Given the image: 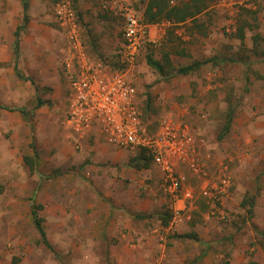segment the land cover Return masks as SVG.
<instances>
[{
    "label": "rangeland",
    "instance_id": "374dc122",
    "mask_svg": "<svg viewBox=\"0 0 264 264\" xmlns=\"http://www.w3.org/2000/svg\"><path fill=\"white\" fill-rule=\"evenodd\" d=\"M1 1L5 7L9 6L5 9L0 4L3 82L13 81L14 74L6 69L11 71L10 45L16 27L21 26L26 29L20 34V40L32 35L31 27L43 24L61 35L59 42L53 38L52 43L48 35L43 36L45 44L34 41L31 45L44 49L39 55L49 58L44 60L46 67L56 64L58 52L64 49L58 65L67 74L63 66L67 44L55 18L59 0H29L25 25L20 0ZM67 1L74 7L87 58L116 70L115 52L121 42V23L99 7V0ZM128 1L129 5L126 4L140 14L148 0ZM178 1L171 0L170 4ZM82 2L93 3L83 9ZM198 23L202 25L200 30L189 21L174 26L164 23L157 30V45L143 48L134 69L127 72L137 90L141 126L146 133H154L159 122L168 117L185 126L197 149L200 148L203 162L200 160L199 164L206 178L184 164L177 166L185 178L183 187L192 192V199L183 202L181 221L169 229L175 204L163 193L160 183H149L148 178L143 179V173L139 176L130 166H123L130 170L126 188L135 191L137 198L122 194L117 181L125 179H114L109 173L106 174L111 181L110 190H101L103 186L94 190L91 173L72 169L66 163L63 172L53 176L54 173L29 172L14 162H21L27 144L33 143L34 150L40 148L33 133L44 149L35 152L48 164L67 162L71 152L84 150L81 149L84 139L69 137L65 129L66 106L62 108L55 103L34 109L40 100L47 102L51 98L47 93L50 90L39 86L36 92L39 79L25 72L21 66L24 59H19V71L30 81L17 79L16 87L21 88L10 91V87H0L6 91H0V106L8 104L0 108V253H3L0 256L8 260L6 254L15 250L18 256L10 264H264V239L255 230L264 233V0H214L207 12L198 16ZM240 27L244 30L243 41L237 38ZM98 35L100 40L95 39ZM23 42H20L21 49ZM20 52L22 55L23 51ZM162 52L169 53V72L213 57L220 62L205 64L186 76L165 79L145 63V54L151 53L154 59L161 60ZM60 90L67 92L65 86ZM29 94L30 101L25 106L28 119L16 123L14 114L18 112L11 110L19 108V98ZM229 105L234 107V114L228 133L219 139ZM137 155L138 151H134L128 157ZM152 165L149 161L150 172ZM224 173L229 180L227 193L211 204L202 192L213 193L211 186ZM139 181L144 183L143 187H139ZM91 194L95 196L93 200ZM139 194H150L152 199L149 195L145 197L154 204L151 212L143 213V217H149L146 221L131 218L142 215L134 209L140 204L133 200H139ZM32 205L39 210L50 249L40 243L31 220ZM166 214L169 221L163 226L161 218ZM186 235H195L197 239ZM146 239L151 241V253L147 248L140 250L139 245ZM161 255L165 258L159 260Z\"/></svg>",
    "mask_w": 264,
    "mask_h": 264
},
{
    "label": "built area",
    "instance_id": "2783aa9c",
    "mask_svg": "<svg viewBox=\"0 0 264 264\" xmlns=\"http://www.w3.org/2000/svg\"><path fill=\"white\" fill-rule=\"evenodd\" d=\"M99 7L121 20L122 36L117 61L122 72L90 61L81 43L77 16L70 2L62 0L55 7L56 22L63 30L67 44L63 59L70 96L66 122L79 141L95 129L109 145L118 149L144 151L151 158L161 172L163 193L175 204L169 223L171 229L181 221L183 202L192 199L191 190L183 187L185 178L179 174L177 166L184 164L193 173L206 178L199 164L203 159L201 151L197 149L188 129L168 117L159 122L152 134L142 128L136 102L137 90L127 72L134 69L139 50L145 44L156 45L157 40L150 36L148 24L136 15L125 0H101ZM227 178L225 173L218 177L217 183L211 186L213 193L202 192L211 204L227 193Z\"/></svg>",
    "mask_w": 264,
    "mask_h": 264
},
{
    "label": "crops",
    "instance_id": "0c3cea01",
    "mask_svg": "<svg viewBox=\"0 0 264 264\" xmlns=\"http://www.w3.org/2000/svg\"><path fill=\"white\" fill-rule=\"evenodd\" d=\"M125 2L129 5L128 0H125ZM92 3L82 2L83 9H86L87 7L89 8ZM99 3H100V0H99ZM0 4H1V7L5 8V9L9 7V6L5 7L4 2H2V1L0 2ZM28 5H29V2H28ZM136 12L135 13L138 15V17H140L143 21L144 20L143 13L139 14L138 11H136ZM108 13H109V15L110 14L113 15L114 18L116 17V19H118V21L121 23V20L117 16L112 14V12H108ZM41 20L44 21L43 18ZM34 21H36V20H34ZM22 22H23V18H22ZM164 23H166V22L163 21L160 23H153V24L147 23L148 24V32H149L150 36L154 37V39H156L157 42H158L159 38L157 39L156 36L159 35L158 31L160 30L161 27H163ZM25 29H26V27H25ZM25 29H24V27H23V29H19L18 36H15V32H17V30H18V27H16V30L14 32V40L11 42V45H10L11 49H12L13 60H11L12 62L10 63L11 71L8 67L6 70H7V72L9 71V72H12L14 74L12 77L13 81H11L9 84H5V82H3V80L1 79L3 77V74H2L3 72L0 71V87H10V89H9V91H10V90H13L15 88H21V87H16L17 86V83H16L17 79L24 80V81H30V79L27 78V76H23L19 71L20 66H18V61H19V59L21 61L24 59L23 64L21 63V66L24 67V71L31 73V75H33L34 77H37L39 79V82H38L39 85L36 84V86H35L36 92L39 91L38 90L39 86H42L44 88L47 87L48 88L47 90H50V91H47L48 95H50V97H51L48 99L49 101L47 100V102H42V103H44L43 105H41L40 107L35 106L34 109H38V108H41L43 106H48L50 104L56 105L55 103H58L60 105V107H62V108H64L66 106V112L64 115V118H65L64 125H65V129L69 132L68 133L69 137L73 136L72 138L74 139V135L72 134V131L70 130V128L66 122V114L68 112V107L70 104L69 78H68V74H65L63 72V70L61 71L59 69V65H58V62L62 59V56H63L62 54H64L65 51H64V49L63 50L61 49L60 52H58V53H60L58 60H56V58H55L56 54H55L54 58H55L56 64L51 65V64H53V63H51L48 67H46V66H44V64H45L44 60H49V58L46 59L44 54L39 55V53H41V51H43L44 49H42L40 47H34L33 45H31V43H33L34 41L41 43V44H45L43 36L47 37L48 35H50V40L52 41V43H54L53 38L54 39L57 38L56 42H59V40L62 37L55 29L48 28V27H46V25L43 24L40 26L31 27V30H29V33L31 32L32 35L28 34L23 40H20V34L22 32H24ZM165 33H166V30H165V32L162 31V34H165ZM99 36L100 35L96 36L95 39L100 40ZM15 37H16V39H15ZM120 40H121V38H120ZM22 41H25V42H23L24 46L21 49L20 48V42H22ZM25 44H27L28 46L26 47ZM156 45H154V46H156ZM24 49H25V51H24ZM20 51H23L22 55H21ZM48 52L50 53V51H48ZM65 72H66V70H65ZM27 83H29V82H27ZM63 86H65L67 89L66 94L60 90L61 88H63ZM0 91H4L6 93V91L2 90V89ZM18 94H19V91H18ZM37 98L38 97H36V99ZM6 99L7 98H5V101H6ZM34 99H35V97H34ZM0 100H1V98H0ZM29 101H30V94H29V96H22L18 100V102H19L18 105L20 107L16 108V109L12 108V110H11L12 112H18V113L14 114V116L17 120L16 123H20V122L22 123L24 118L26 120L28 119L29 113L25 112V106L29 103ZM35 102H36V100H35ZM4 105H5V107L8 106V104L6 102ZM4 105H1L0 108L4 109ZM19 112L21 113L23 118L21 117ZM34 134L35 133L32 134L34 137V141H36V140L39 141L40 148L38 150H44L42 148L41 143H40V139H38L39 137L34 135ZM39 135H43V134H39ZM36 137H37V139H36ZM84 140L81 142V146H82L81 149L83 148L84 150L82 149L83 151H80V152H71L69 154L70 156L66 160L67 162H52V164H48L46 159L42 158V156L39 157L40 153L38 154V152H35L38 150L37 149L34 150L33 143L27 144V149L23 151L25 153L22 155V157L20 159L21 162H19V160H13V161L17 162L18 165L25 166L29 172H36V174H39V175L41 172H43L44 174L54 173L53 176L56 175V173L59 174V172H63L62 167L66 163V165H68V167H71L72 169L77 168V170H84V171H86V173H91L92 174L91 175V181H93V189L96 187L100 188L101 186H103L104 188H102L101 190H110L109 187L111 186V181L108 178V174H106V173H109L110 175H114V179H118L120 177L125 179L124 181L120 180L121 183L119 181H117L118 182L117 187L121 188L122 194L127 193V195H131V196L135 195L134 198H137L135 191L131 192V190L129 191L130 188H128V187L126 188V176L130 177L129 176L130 170H126L123 168L124 165L127 168L132 167L130 165V162H132L136 156L130 159L128 157V155L131 152H134V150L118 149L116 147L109 145L104 140V137L101 134H99L95 129L91 130ZM14 148H16V147L14 146ZM24 157H28L32 162H35L33 170H31L24 163V159H23ZM152 166H153L152 169H153L154 173H153V171L150 172V170H149L151 166H149L148 168H136V167H132V168H134L135 170L138 171L137 173H139V176L143 173V175H144L143 179L148 178L150 180L149 183L154 184V185H156L157 183H160V185H161V172L156 165L153 164ZM143 169H145V170H143ZM178 169H180V167ZM74 173L77 174L76 172H74ZM137 173H136V175L135 174L132 175V180H134L136 178L135 176H137ZM50 177H48V178H50ZM139 182H140L139 187H143L144 183H142L141 181H139ZM128 184H129V182H128ZM139 193H141V192H139ZM92 194H94V192ZM92 194L90 195L92 200L95 196L97 198H99L98 193H95V196ZM146 195H149V197L151 198L150 194H145V196ZM92 196H94V197H92ZM145 196H143L142 194H139V200L132 198L134 200V202L138 201L140 203V204L137 203V205L134 208L136 210V212H138L139 214H141V212H142L141 216H139V215L134 216L133 215L131 217L132 219L137 218L138 220L146 221V219L149 218V217H143V213L151 212V209L153 208L154 204L152 203L153 201H149L148 199H146ZM140 197H142V198H140ZM102 198H103V200L106 199L103 197V195H102ZM32 206H30L31 209H32ZM31 209H30V211H31ZM38 212H39V210H38ZM38 212H37V214H38ZM161 219L163 221V218H161ZM134 226H135V224H134ZM100 229L103 232V228H100ZM255 230H257V229H255ZM38 235H39V233H38ZM101 237H103V234ZM182 237H183V235H182ZM186 237L191 238L193 240L197 239L195 235H189V236L186 235ZM39 238H40V243H42L40 235H39ZM142 242L139 245L141 252H143L144 248H147V249H149L148 253H151V251L153 249L151 241L147 240L143 243ZM43 245L46 246L45 244H43ZM46 247L49 248L48 246H46ZM0 254L3 255V253H0ZM6 255L9 256L8 260H7L6 256H5V258L3 256H0V264H10L15 259V257L18 256V254L15 252V250H11V252H9V255L8 254H6ZM203 257L204 258H202V259L205 260L206 257L205 256H203ZM158 258H159V260H161V259H164L165 256L161 255ZM206 262L207 261H205V263Z\"/></svg>",
    "mask_w": 264,
    "mask_h": 264
},
{
    "label": "trees",
    "instance_id": "16d2710c",
    "mask_svg": "<svg viewBox=\"0 0 264 264\" xmlns=\"http://www.w3.org/2000/svg\"><path fill=\"white\" fill-rule=\"evenodd\" d=\"M62 0H59L58 3H60ZM171 0H148L147 4L145 5V9L143 11V18L144 22L147 24H153V23H160V22H168L171 25H177V24H185L187 21L192 22L193 26L196 27L197 29H202L201 23H198V16L205 14L210 7L211 3L214 0H179L175 4H170ZM21 6L24 12L23 16V25L27 23V10H28V2L29 0H20ZM73 7V6H72ZM74 8V7H73ZM104 12L105 11L103 10ZM78 22V20H77ZM24 26L18 27L17 32H15V36H18L19 29H23ZM244 30L242 27L238 29L237 32V38L240 41H243L244 39ZM122 36V31L120 32V37ZM81 39V35H80ZM153 45L151 44H145L138 53L137 56V61L139 59L140 52L143 48L150 49L152 48ZM115 58L116 61L114 63L115 66H117L116 70L113 71H121L122 68L117 61V51L115 52ZM220 62L219 59L217 58H208L203 61H193L191 64L187 66H182L178 69H176L174 72L171 71L169 72V68L171 67V61H170V56L168 52H162L161 54V60H157L153 58V55L151 53L145 54V63L148 67L151 69L155 70L161 77L165 79H170L171 77L177 76V75H182L186 76L191 74L192 72L197 71L201 66L209 63H218ZM170 74V75H169ZM169 76V78L167 77ZM44 103L38 102L36 107H40ZM234 114V107H231L229 105V109L226 112L225 119L226 123L222 128V132L219 135V139H221L224 135H226L229 131L230 123L232 120V116ZM24 163L31 169H34V164L35 162H32L28 157H24ZM134 163L131 164L132 167L136 168H148L149 167V161H151L150 157H147L144 151H138V155L136 158L133 160ZM132 161V162H133ZM252 201L250 206H252ZM248 213H251V207L248 208ZM31 215V220L33 222L34 227L36 228L37 232L39 233L42 243L45 244L50 248L48 245V242L46 241V236L45 232L43 231L42 225H41V219L38 217L37 214V206H32V209L30 211ZM167 217V214L164 215L163 218V226H167L169 217ZM256 232L264 239V233L257 231ZM176 237H182V236H176ZM249 264H255L253 262Z\"/></svg>",
    "mask_w": 264,
    "mask_h": 264
}]
</instances>
